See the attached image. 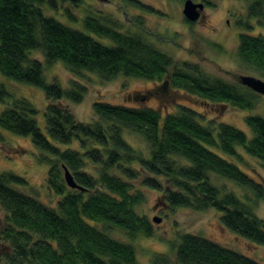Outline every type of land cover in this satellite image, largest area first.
I'll use <instances>...</instances> for the list:
<instances>
[{"label":"trees","instance_id":"1","mask_svg":"<svg viewBox=\"0 0 264 264\" xmlns=\"http://www.w3.org/2000/svg\"><path fill=\"white\" fill-rule=\"evenodd\" d=\"M60 1L74 7L79 2ZM127 1L151 11L136 0ZM243 1L247 16L264 24V0ZM46 2L57 7V0H0V73L40 88L47 101L44 132L35 120L38 110L34 105L26 98H13L0 83V102L11 98L0 112V143L5 141L3 130L29 137L39 151L38 162L48 165L47 187L61 198L57 209L49 207L16 188L27 184L23 177L0 172V208L4 211L0 264H141L131 242L108 233L120 231L129 240L151 235L150 222L135 211L144 201L141 191L133 190L130 183L137 179L142 187L159 191L168 209H214L228 231L264 245V220L248 203L251 199L214 182L226 179L253 199L264 201V186L237 165L244 162L237 151L242 147L264 169L263 117L246 116L253 134L248 138L243 131L217 122L215 117L205 119L177 102L172 112L165 111L162 122L160 111L153 107L96 101L92 104L93 120L86 123L62 105L63 100L83 101L88 90L81 80L84 71L102 82L119 74L167 80L173 93L209 107L252 109L258 94L239 79L232 83L208 75L198 64L183 61L178 65L143 37L141 18L135 21L142 30L129 33L120 31V25L108 15L87 13L82 20L84 29L112 42L104 45L92 35L46 16ZM202 2L205 5L206 1ZM65 10L76 19L70 9ZM36 51L42 60L32 56ZM237 57L264 76V36L240 33ZM57 61L74 78L69 88L45 79V67ZM160 88L155 86L147 94L157 95ZM129 137L143 142L147 152L135 149ZM73 142L77 148H61ZM63 167L79 188L66 185ZM172 249L173 257L160 254L151 264H260L190 233L180 235Z\"/></svg>","mask_w":264,"mask_h":264},{"label":"rangeland","instance_id":"2","mask_svg":"<svg viewBox=\"0 0 264 264\" xmlns=\"http://www.w3.org/2000/svg\"><path fill=\"white\" fill-rule=\"evenodd\" d=\"M148 6L144 9L127 0H79L77 7L71 2L57 0V7L53 8L45 3L43 11L46 16L52 17L62 24L81 30L92 35L104 45L112 42L105 37H99L87 32L82 20L87 13L101 12L110 16L119 25L122 32L137 33L143 29L144 38L157 49L169 55L178 65L183 61L198 64L202 71L208 75L217 76L232 83H238L240 76L248 75L264 80L250 66L241 63L237 57L238 35H263L264 24L257 19L248 17L243 0H204L205 7L199 19L191 24L185 22L182 14L183 3L178 0H136ZM202 2V0H193ZM66 8L76 19H71L66 13ZM153 10V11H152ZM138 17V18H137ZM141 18V19H140ZM135 19L141 20L142 29ZM33 57L42 60L39 52H33ZM82 82L86 83L88 90L81 103H71L63 100L62 105L69 109L75 118L81 122L93 120L92 104L96 101L115 105L149 106L156 108L161 113V122L165 111L172 112L175 103L189 106L201 113L205 119L214 118L217 122L229 124L243 131L248 138L252 131L247 126L245 118L248 115H259L264 118V95L258 94L257 101L252 109H238L232 106H204L195 98L178 95L169 90L168 84L164 94L158 89L155 95L151 90L155 86L162 87L163 81H151L144 78L126 77L119 74L109 82H102L95 74L84 71ZM44 76L47 82L56 81L63 88H69L73 76L65 69L60 61L45 67ZM0 83L13 98H26L38 110L35 116L37 125L45 132L44 110L46 98L44 92L35 86L11 80L0 73ZM146 93V94H145ZM131 94H145L146 99L135 100ZM148 96V97H147ZM160 98V99H158ZM7 102H0V112ZM206 121H203L205 123ZM5 141L0 143V172H11L23 177L27 184L16 186L49 207L57 209V202L61 196L54 194L46 185L48 165L37 160L39 151L31 144L29 137H20L3 130ZM129 143L144 153L147 146L138 138L129 137ZM77 148V143L61 148ZM237 151L243 155L244 162L237 163L238 167L251 176L256 182L264 186V169L258 161L247 155L242 147ZM217 185H224L228 190H233L238 196L244 193L251 200L255 214L264 220V201L256 200L249 193L244 192L232 182L216 178ZM133 190H140L144 201L136 206L137 214L144 216L151 224L150 236H139L129 240L120 231L108 232L112 237L125 242H131L135 248L137 260L141 264H151L152 258L160 254L173 257V245L179 241L182 234L198 235L242 253L260 264H264V245H257L235 236L222 226L219 220L220 213L214 209L195 211L188 208L168 209L161 198L160 192L141 186L140 179L130 180ZM153 217H159L160 222H154ZM4 211L0 208V227L3 223Z\"/></svg>","mask_w":264,"mask_h":264},{"label":"water","instance_id":"3","mask_svg":"<svg viewBox=\"0 0 264 264\" xmlns=\"http://www.w3.org/2000/svg\"><path fill=\"white\" fill-rule=\"evenodd\" d=\"M102 1V0H101ZM204 9V3L203 2H195L193 0H185L183 2L182 7V14L184 18L190 22H195L199 19L202 10ZM239 82L249 88L250 90L254 91L257 94L264 95V80L243 75L239 77ZM168 84L167 80L163 81V86L161 87V90H166V85ZM133 98L135 100H144L146 99V96L144 94H131L130 98ZM63 179L66 183V185L70 188H79V186L76 184L73 175L70 173V171L63 167ZM154 222H160L159 217H153L152 219Z\"/></svg>","mask_w":264,"mask_h":264},{"label":"flooded vegetation","instance_id":"4","mask_svg":"<svg viewBox=\"0 0 264 264\" xmlns=\"http://www.w3.org/2000/svg\"><path fill=\"white\" fill-rule=\"evenodd\" d=\"M204 7H205V6H204ZM162 91H163L164 93L167 92L166 90H162ZM164 93H163V94H164ZM131 98H132V97H131Z\"/></svg>","mask_w":264,"mask_h":264}]
</instances>
